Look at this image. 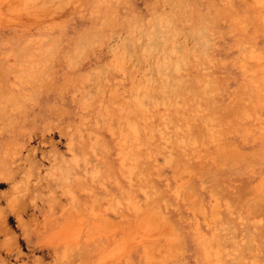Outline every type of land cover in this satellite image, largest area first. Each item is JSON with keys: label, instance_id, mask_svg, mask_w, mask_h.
<instances>
[{"label": "rangeland", "instance_id": "1", "mask_svg": "<svg viewBox=\"0 0 264 264\" xmlns=\"http://www.w3.org/2000/svg\"><path fill=\"white\" fill-rule=\"evenodd\" d=\"M0 264H264V0H0Z\"/></svg>", "mask_w": 264, "mask_h": 264}, {"label": "bare ground", "instance_id": "2", "mask_svg": "<svg viewBox=\"0 0 264 264\" xmlns=\"http://www.w3.org/2000/svg\"><path fill=\"white\" fill-rule=\"evenodd\" d=\"M28 1V0H27ZM43 1V0H42ZM56 1V0H55ZM171 1V0H170ZM61 2V1H60ZM32 3V2H31ZM42 3V2H41ZM52 3V2H51ZM53 3H54V1H53ZM165 4V3H164ZM26 5V4H25ZM30 5V4H29ZM48 5V4H47ZM50 5V4H49ZM56 5V4H55ZM60 5V4H59ZM52 6H53V4H52ZM42 7V6H41ZM169 7V6H168ZM40 9V8H39ZM29 10V9H28ZM45 10V9H44ZM40 11V10H39ZM43 11V10H42ZM156 11V10H155ZM48 12V11H47ZM41 13V12H40ZM154 15V14H153ZM170 17V16H169ZM155 21L156 20H154V21H152V23L150 24V25H148V27H147V31H148V33H149V31H150V33L153 31L154 33H155V29L157 28V25H158V27H159V29H160V31H161V27L163 26V25H166L167 27H170L171 26V23L173 22H171L170 21V19L169 20H162V19H158V23L159 24H156L155 23ZM178 21V20H177ZM148 22V21H147ZM180 22V21H179ZM183 22V21H182ZM172 24H174V22L172 23ZM143 26V25H142ZM171 28V27H170ZM159 29L157 28V30L159 31ZM168 29V28H167ZM180 29V28H179ZM141 30H143V29H141ZM156 30V31H157ZM173 30H175L174 28H173ZM172 30V31H173ZM176 30H178V29H176ZM176 30H175V32H174V36H175V34H177V32H176ZM128 31V30H127ZM157 31V32H158ZM166 31H168V30H166ZM181 31V30H180ZM185 31V30H184ZM187 31V30H186ZM143 32V31H142ZM153 32H152V35H153ZM161 33H162V31H161ZM126 34V33H125ZM129 34H130V31H129ZM145 34V33H144ZM180 34V33H179ZM178 34V35H179ZM198 34V33H197ZM165 35V34H164ZM188 35V34H187ZM194 35H195V33H194ZM131 36V35H130ZM163 36V35H162ZM192 36V35H191ZM202 35H200V37H201ZM161 37V36H160ZM176 37V36H175ZM133 37H131V38H129V41L132 39ZM162 40L164 39L165 41H166V43L168 44V45H171V47L170 48H168L167 46H166V44H163V42H162V44H163V47L161 48V50L158 52V54L160 55V60H158L159 62L156 64H154V66H153V68L156 70V71H158L159 73H160V75H161V77L162 78H164L166 75H167V67L165 66V64H167V60H168V57H167V55H168V53L170 52V51H173V52H176V50L177 51H180V49H179V47H178V45H176L175 43H174V37L173 36H171V35H166V37L164 36L163 38H161ZM133 40V39H132ZM133 43H134V41H132ZM123 44V43H122ZM132 44V43H131ZM180 44V43H179ZM140 46H144V45H141V44H139ZM122 46V45H121ZM134 46H135V43H134ZM121 48V50H122V47H120ZM124 48V47H123ZM128 48V47H127ZM134 49H135V47H134ZM153 49V48H152ZM151 49V50H152ZM128 50V49H127ZM158 50V49H157ZM123 52H124V49L122 50ZM148 52H149V54H153V51H150V49H148ZM116 53V52H115ZM125 55H126V53H124ZM128 54V53H127ZM129 55V54H128ZM124 56V55H123ZM151 58H152V56H151ZM120 59H122V58H120ZM120 59H119V61H120ZM137 60V59H136ZM119 61H118V59H117V62L119 63ZM154 62V61H153ZM163 62V63H162ZM118 63H117V65H118ZM118 67V66H117ZM133 67V66H132ZM151 67V66H150ZM151 70V69H150ZM103 71V70H102ZM122 71V70H121ZM101 75V74H100ZM147 82V81H146ZM151 83L153 82V81H150ZM156 82V81H155ZM139 83V82H138ZM141 83V82H140ZM148 83V82H147ZM150 83V84H151ZM154 83V82H153ZM152 83V84H153ZM160 84V83H159ZM167 86V85H166ZM169 88V87H168ZM136 89V88H135ZM166 90V89H165ZM166 92V91H165ZM89 93V92H88ZM169 93V92H168ZM144 95V94H143ZM168 95H170V94H168ZM163 97V96H162ZM177 98H179V97H177ZM142 99V98H141ZM158 99V98H157ZM138 101V100H137ZM146 101H148V100H146ZM158 101V100H157ZM163 101V100H162ZM168 101V100H167ZM114 103V102H113ZM150 103V102H149ZM148 104V103H147ZM105 105V104H104ZM152 106V105H151ZM181 108V107H180ZM107 110V109H106ZM98 113V112H97ZM102 114V113H101ZM100 114V115H101ZM95 116V115H94ZM101 116H103V115H101ZM172 116V115H171ZM181 116H183V115H181ZM96 117V116H95ZM113 118V117H112ZM114 121V120H113ZM122 121V120H121ZM98 122V121H97ZM183 122V121H182ZM98 124V123H97ZM124 125V124H123ZM159 128V127H158ZM180 136H181V134H179ZM178 135V136H179ZM149 136V135H148ZM175 141V140H174ZM139 144V143H138ZM137 144V145H138ZM149 145V144H148ZM128 157V156H127Z\"/></svg>", "mask_w": 264, "mask_h": 264}]
</instances>
